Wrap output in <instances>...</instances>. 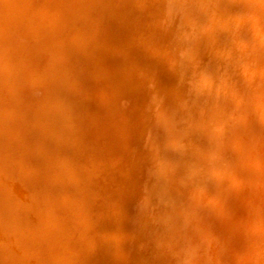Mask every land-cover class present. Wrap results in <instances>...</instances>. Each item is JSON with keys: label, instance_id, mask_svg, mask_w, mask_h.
Listing matches in <instances>:
<instances>
[{"label": "bare ground", "instance_id": "bare-ground-1", "mask_svg": "<svg viewBox=\"0 0 264 264\" xmlns=\"http://www.w3.org/2000/svg\"><path fill=\"white\" fill-rule=\"evenodd\" d=\"M152 1L154 2V0H0V264L10 259L13 261L16 259L15 264H135L132 257L141 244H150L149 249H154L155 253L158 241L153 238L148 240L147 232L150 226L153 227L156 219L153 223L150 222V217L146 219L147 214L156 210L157 214L161 215H156L155 218L157 216L161 218L164 204L173 202L174 197L177 199L181 196L182 199L184 190L179 187L176 179H172L173 174L168 167L159 166L157 173L155 172L157 179H154V182L161 184V190L155 192L156 200L152 202V208L149 207L143 217V213L140 212L141 217L137 225L139 227L133 232L132 248H128L127 253L120 255L117 250L124 248L122 246L124 237L109 243V247L104 240L105 235L110 233L121 235L124 231L112 226L109 217L96 210L93 199L95 193L101 197L102 194L113 193L121 187L129 190L132 195L136 191L132 182L117 186L118 182L114 186L113 182L116 181L114 178V181L110 180V184H107L106 176L112 173L114 176L116 173L112 170L108 174L110 168L120 164L122 169H118L121 170L119 173L117 171L118 176L122 178L138 176L142 170L139 161L141 156L146 155L159 161L161 149L157 150L156 145H160L162 141L179 144L180 136L184 133V125L194 116L193 107L196 106L192 107L191 103L195 98L192 95L195 86H203L207 91L218 89L224 95L233 96L237 93L234 86H230L229 83L243 78L248 80L249 88L245 84L250 98H246L245 95L242 98L250 99L251 103L249 100L244 103L246 110L240 108L237 114L245 115L247 123L252 126L251 120L254 117L250 118V116L254 108L257 110L263 108L264 75H261L263 78L260 80L257 78L260 75L255 77L253 70L254 67H264V0H252L251 4L245 1L242 2V6L229 3V0H199L206 5L205 17L197 16L201 18L199 20H193L184 14V11L191 7L188 4L190 0H161L162 2L158 3ZM231 11L241 12L243 17L233 20L229 17ZM210 13H215V16L211 17ZM183 21L189 22L190 25L192 23V26L194 24L197 25L196 27H206L207 32L200 35L198 29L183 26ZM220 25L229 26L226 35L216 30ZM222 36L226 37L225 41H217L218 44L210 42ZM236 38L245 39V43L237 45ZM176 49L188 51L179 56L180 54L175 53ZM223 53L228 57L222 58ZM206 55L211 57L208 63L204 60ZM160 63L165 64L164 68L168 70L159 68ZM239 65L245 66L234 71ZM239 91L241 94V89ZM246 92L244 90V93ZM253 98L254 101L251 100ZM205 99L206 104H209L207 102L210 100L209 97ZM239 106L243 107L241 103ZM151 115L157 118L158 122L155 125L148 124ZM231 119L226 123L230 124ZM240 119H244L243 116L238 120ZM201 121L199 125L193 120L191 122L203 130V137L211 142L209 143L212 151H215L216 155L219 153L217 161L213 157L215 161L204 160V163H201L204 166L214 164L213 166L216 167L215 163L219 164V160L225 156L223 153H227L229 149L225 148L226 151L223 149L227 145L221 144L223 136L222 138L217 136L212 129L205 127L204 121L202 123ZM240 121L239 124H243L244 120ZM219 124L221 123L214 125L216 127ZM228 124L225 126L232 128L231 125L235 123L232 121L231 125ZM246 127L245 124L242 126L247 129ZM250 128L252 130V127ZM199 129L197 131H200ZM231 132L233 135L236 133L233 130ZM255 135L252 138L257 139L249 137L253 142L256 140L252 145L257 148L260 138L263 139L264 135H260L261 137ZM226 136L224 138H231V135ZM240 139L243 140L242 137ZM246 141L248 140H245V143ZM237 142L234 144L236 145ZM249 142L250 148L252 141L250 144ZM249 148L245 149V155L252 156L246 153ZM234 150L232 145L231 151ZM240 151H238L239 155H242ZM175 154L181 155L183 150L176 151ZM210 154L214 155V153ZM259 154L260 152L256 156ZM211 155L208 153L207 157ZM243 157L245 156H241L240 159ZM231 158L234 160L236 157ZM262 160L259 159V163H262ZM193 161L195 164L196 160ZM236 161H232V164H237ZM241 161L239 160L240 163ZM249 164L247 163L248 166ZM192 170L196 174L191 177H196L199 172L197 173L194 167ZM217 171L220 172L219 168ZM260 172L258 175L262 176ZM245 174L249 175L246 170ZM179 177L181 178L180 175ZM219 177L217 176L218 180ZM214 178L212 180L210 177V181L217 184ZM254 178L251 180H256V177ZM201 179L204 187L202 184L200 187L210 190L204 185L202 177ZM132 180L135 179L132 177ZM198 182L200 183V180ZM244 182L250 184L249 179ZM208 183L213 186L209 181ZM224 185L226 184L223 182L222 186ZM154 186L147 188L148 191L150 189L153 192ZM192 186L189 184L185 188L188 192L185 193L189 194L186 197L189 209L195 211L200 206L199 200L203 197L202 192L205 189L201 187L203 191L199 192V186H196V192L202 195V197L200 194L197 195L196 200L192 192L195 187L193 190L190 189L193 188ZM261 188L263 183L259 188L260 192L258 188L253 190L261 196V192L264 194ZM236 190L238 194V189ZM245 190L246 187L243 191ZM227 192L229 193V191L224 193L226 196ZM247 194L250 193L247 191L244 195ZM222 195H219V198ZM208 196H211V193ZM231 196L229 195L230 200ZM227 201L223 202L227 203ZM243 201L246 202L247 199ZM244 202H240L241 205ZM247 203L244 206L248 207L249 203ZM230 204L232 203L228 204L229 207L226 206L227 210ZM255 204L259 206L257 202ZM232 207L233 204L231 209ZM259 207L262 208V205ZM259 207L258 209H261ZM226 209L223 211L227 212ZM255 209L253 211L257 212L258 209ZM175 218L181 226L190 224V221H187L189 217L175 216ZM130 219L132 223L133 217L129 218V221ZM99 220H106L102 228H98ZM159 220L156 222L159 223ZM156 222L154 224H157ZM194 224L189 225L191 229ZM262 224L261 229L264 228ZM91 229L95 232L92 233ZM184 229L181 231H187L189 227ZM89 232L92 234L88 235ZM128 232L129 230L125 231L126 234ZM170 235L172 237L171 233ZM178 237L180 238L181 235H177ZM239 237L242 238V235ZM249 240L252 241L250 238ZM250 259L251 264L256 262L252 260L253 257Z\"/></svg>", "mask_w": 264, "mask_h": 264}, {"label": "rangeland", "instance_id": "rangeland-1", "mask_svg": "<svg viewBox=\"0 0 264 264\" xmlns=\"http://www.w3.org/2000/svg\"><path fill=\"white\" fill-rule=\"evenodd\" d=\"M190 1L188 2V4L191 7L187 11H184L185 12L184 14H186L187 16H190L193 20H199L201 18H204L205 17V14L204 13L206 11V8H205L206 5H204L199 0H190ZM245 1L247 3H250V4L252 3L251 2L252 0H248V1L247 0H238V1L237 0H232V1L229 0V3L233 2L236 6H242ZM158 2H162V1L161 0L160 1L154 0L153 3H158ZM198 11H201V12H198ZM210 15H211V17H213V16H215V13H210ZM236 15H238L239 17L236 16ZM197 16H200L201 18H197ZM229 17L232 18L233 20H236V19H238L240 17H243V16H242L241 12L231 11L229 13ZM183 22H184V24H183ZM183 22H182V24L186 28L194 29V30L195 29H198V32L200 31L199 32L200 35H204L207 32V28L206 27H199V26L196 27L197 25H194L193 24V26H192V23L191 22H190L191 25L189 24V22H185V21H183ZM224 27H226V28L223 29ZM228 29H230L229 26H225V25H220V26H218V29L216 28V30L218 32L220 31L219 33L222 34V35H226L227 32L229 31ZM225 39H226V37L225 36H222V37H219V38H217V39H215L213 41H210V42L211 43H214V44H218L219 42H222L223 40L225 41ZM217 41H219V42H217ZM235 43L237 45L244 44L245 43V39H243V38H239V39L236 38L235 39ZM186 51H188V50L176 49L175 50V53L177 55L180 54L179 56H182L183 54L186 53ZM224 54L225 53H223V55L220 54L222 58H225V56L228 57L227 54L226 55H224ZM215 55H216V53H215ZM206 56H204L205 57L204 60H205V63H208V62L211 61L210 60L211 57H209V55L207 57ZM159 65H160L159 68H161L162 70H164V71L168 70L167 68H164V67H166L165 64L160 63ZM243 66H245V65H239V67H236L234 69V71H236V69L238 70L240 68L243 69L244 68ZM263 66H264V63H263ZM248 67H250V66H248ZM252 67H253V65H251V68ZM254 69H255V70H253L254 76L256 75L255 77H257V75L258 76L260 75V77H257V78L260 79V80H262V78L264 76L262 77L261 75L262 74L264 75V67L263 68L254 67ZM204 71L207 72V70H203V72ZM236 80L234 82L231 80L232 82L231 81L230 82L232 84L229 83L230 86H234V89H235V91L237 93L236 95H233V96H231V95H228V96L227 95H224V93L221 92L218 89H214L212 91H207L203 86H195L193 88V91H192V95L195 98L193 100V103H191V106L192 107L193 106H196V107H193V109L195 110V112L193 114L194 116L191 118V120H188V122H189V123L187 122L188 124L186 123L184 125V128H183L184 133L180 136L179 144H176L175 145L172 142H168L167 143L165 141H162L160 143V145H156L155 147H156L157 150H158V148L161 149V150H159L160 151V156H161V157H159V159H160L159 161H155L152 157H147L146 155L145 156H141L139 158V161H140V164L142 166V170L140 171V174L138 176L137 175L136 176H129V177H125V178H122V177L118 176V173L121 171V170H118V169L119 168L122 169L120 164L119 165H116V166H114L112 168H110V170L108 171V174H110L109 172H111L112 170H113L112 172H115L116 171V173H114V176L115 177L113 176V173H112V175L110 174V175L106 176V178L108 177L107 178V180H108L107 181V184H110V182H109L110 180H112V181L116 180V181L113 182L114 183L113 184L114 186H116V184L118 182L119 183L117 184V186H121V185L124 186V185L132 182L134 184L133 186L135 187V191L136 192L134 193L135 195L134 194L132 195L129 190H126L124 187H121V189H118L117 191H114L113 193L112 192L111 193L109 192V194H108L106 192V193L102 194L103 197L102 196L100 197L98 193H95V197L93 199V203H94V205L96 207V210L98 209V210L101 211V213L102 212L105 213V215L109 217L108 220L110 221V223L112 224V226H114L115 228H117L119 230L124 231V233L121 234L122 236L119 233H110L108 235H105L106 237H105V240H104L105 242L104 243L106 244L107 247H109L110 244L113 243V242H115L116 240H120V238L123 239V237H124V239L122 240V244H123L122 246L124 248L117 250L118 253L120 255L123 254L124 252L127 253L128 248H132V244H133V241H134L133 240V232L135 230H137V228L139 227V226H137L139 224V219L141 217V215H139V214H140V212L143 213V215H142V217H143L144 216V212L147 209H149V207L152 208V206H153L152 205V202H154V199H155L154 194H155V192L159 191V189L161 190V184L159 185V184H157V183L154 182L157 179V177L155 175V172L157 173V169H159V166H161V167H164V168L165 167H168L171 170V172L173 174L172 179H176L179 187L182 190H184V193L182 194L183 195L182 196L183 198L181 199L180 198L181 196H178L177 199L174 197L172 199L173 202L170 201V202L164 204L163 209H162V216H161V218H159L158 216H157V218H155L156 215H161L160 213L157 214L158 212L156 210H153L152 212H150L149 214H147L146 219H148L150 217V220L149 221L152 222V223L154 222L155 219H156V221H158L159 219H161V220H159V223L155 221L157 224H154L155 223L154 222L153 223V227L150 226L149 232H147L148 240H150L151 238H153L154 240H157L158 241L157 242V245H156V248H155V251L156 252L155 253L153 252L154 249H152V250L149 249L150 244H146V245L141 244V245H139L138 251L133 254V257L131 256L132 259L135 260L134 261L135 264H154V263L155 264H202V262L203 263L205 262V264H207V263L208 264H236V263L238 264L239 262H241L240 264H251L252 261H251L250 258H252V257H253V259H252L253 261L256 260V262H254L252 264H264V235H263L264 232L262 233V231H264V228L261 229L262 228L261 224L264 223V216H263L264 215L263 214L264 213V209H263L264 208V196H263L264 194L261 192V196H260V195H258L257 192H255L256 190H253V188L254 189L255 188H258V190H259V188L262 187V183H263V188H264V182H263L264 181V178H263L264 177V170L262 169V168H264V161L262 160V158L264 157V153H263L264 152V148H263L264 146H262V144H264V136H263V139L260 138V141L257 140V141H259V144L256 143V144H258V146L256 145L257 148L255 146H253L255 144V141L256 140L253 142V140H251L250 137H249V136H251V138H252V136H254L255 134H256L255 136H257V135L258 136L264 135V101L262 103V107L263 108H261L260 110H257L256 108H254L255 109V110H253L254 112L251 113L250 118L251 117H254L255 118V119L252 118L253 120H251V121L254 122V123L252 122V126L249 123H247V119H245L246 117H244L245 115H242L244 119H240L241 121L238 120L242 116H240V114H237V111L240 108L242 110H246V109H244L245 106L243 104L250 101V99L244 100V98H242V96L245 95L246 98H250V96H249V94L247 95V92H246V91H248V89L246 87V84L248 83L247 82L248 80L243 79V78H241V80L240 79L239 80L236 79ZM243 84H245V85H243ZM251 85H253V84H251ZM255 87H258V86H255ZM196 88L198 89V91H196L197 90ZM202 88H203V90H202ZM248 88H249V85H248ZM200 89H201V91H200ZM239 89H241V91L244 89L246 93H244V90H243L241 92V94H240ZM149 94L151 95V93H149ZM205 97H209L210 100L207 101L209 104H206ZM240 98H242V99H240ZM236 99H240V100H236ZM251 100L254 101V98L251 99ZM221 101H222V103H221ZM228 102H229V104H228ZM238 102H240L243 107H240L239 106L240 103H238ZM250 103H251V101H250ZM205 104H206V106H203ZM233 104H235L238 107H235V105H233ZM252 104H253V102H252ZM230 107H232V108L234 107V108L232 109ZM224 108H226V109H224ZM223 111H225V112H223ZM205 112H206L207 115L205 114ZM234 114H236V116L239 117V118H237ZM215 117H216V119H215ZM195 118H197V119H195ZM227 118H229V119H227ZM231 118L234 119L235 121L232 120ZM230 119H231L230 124H228L229 123L228 121ZM192 120H193V122H197V125L200 124V121H201V123L204 121L203 123L205 124V127L207 126V129H212V131L215 134H217V136H219L221 138H222V136L224 138L226 136L225 134L226 133L229 134L230 131H232V130L234 132H236L234 135L231 132L228 136H226V137H229L231 135V138L230 137L229 138H224V139L222 138V141H221L222 143L220 142L223 146H224V144L225 145L227 144L226 147L224 146V148H223V146L222 147L220 146L225 151H226V149L227 150L228 149L229 150L230 149L232 150V145H233V150L235 149L234 151H231L230 150L234 156L228 150L227 153L226 152L223 153V155H225V156H223L224 158L222 160H219V164L215 163L216 167L218 166L220 172L217 171L218 168H216L215 166H213L214 164H210L208 166H204V164L201 163V162L204 163V160H206L205 162H208V161H210V162L212 161L213 162L215 160L217 161L216 158L219 156V153H218V155H216L217 153L215 151L214 152L212 151L213 149L210 148V146H211L210 143L211 142L207 138L203 137V135H204L203 130L202 129H199V126L196 127V124L195 123L193 124L191 122ZM197 120H200V121L198 122ZM243 120L246 123L243 122V124L240 125L238 121L242 122ZM232 121L235 124H232L231 125V122ZM248 121H249V119H248ZM251 121H249V122L251 123ZM157 122H158L157 121V118L154 115L153 116L151 115L150 118H149V123L148 124L149 125H155ZM226 122H228V123H226ZM212 123H213V126H212ZM216 123H221V124H219L218 126L215 127L214 124H216ZM226 124L231 125L232 128L231 127H228V126L226 127L225 126ZM237 124H238V126H237ZM244 124L247 125L246 128L249 131H246L247 129L242 128V126H244ZM253 124H256V125H253ZM220 125H222V126H220ZM191 126H193L194 128L191 127ZM250 127H252V130L254 131V133H255L254 135H253V131L250 130L251 129ZM260 127H261V129H259ZM227 128H229V129H227ZM237 128L239 129V131H238ZM192 129H194L193 130L194 131L193 134H192V132H193ZM198 129L200 131H197ZM221 133H224L225 136L222 135ZM251 133H252V135H251ZM186 134H188V135H186ZM241 134H243V135H241ZM194 135L195 136L197 135V136L195 137ZM245 135H248V136H245ZM233 137H236L237 140H236V138L233 139ZM241 137L243 138L244 141L242 139H240ZM225 139H226V141H225ZM228 139L231 140V141H229ZM252 139H257V138L256 137H253ZM240 140H242V141H240ZM245 140L250 141L249 144L252 141V143L250 144V148L248 147L249 146L248 145V141H246V143H245ZM185 141L188 142V143H186ZM182 142H183V145H181ZM235 142H237L236 145L234 144ZM261 142H263V143H261ZM195 143H196V145H195ZM241 143L243 145H239ZM244 144H246V145H244ZM260 145H261V148H260ZM157 146H159V147H157ZM188 146L190 147L189 149H188ZM193 146H194V149H193ZM227 146H228V148H227ZM229 146H231V147L229 148ZM236 146H238V148ZM245 146H246L245 149H248L249 148V150H246V153L248 152V154L250 153V155H252L254 157L249 156L247 154L245 155V152H244L245 151V149H244ZM235 147L237 148L238 151L241 150L240 151V154L242 153V149H244L242 155H239V152L236 151V148ZM254 147L256 148L255 151H254ZM173 149H175V150H173ZM181 149L183 150V154H181L182 156L181 155H176L175 152L176 151H181ZM256 151H258V153L260 152V154H263V155H260L259 154V156H256V155H258V153L256 154ZM189 152L190 153H193V154H190ZM233 152H235V154ZM251 152L253 154L255 152L256 155L255 154L253 155ZM195 153H196V155H195ZM208 153H209V155H211L210 153H212V154L214 153V155L213 156L211 155V156H208L207 157V154ZM189 154H190V156H188ZM197 154L200 155V156H198ZM236 155H238V157ZM243 155L245 156V157L242 158L244 160L240 159V157L243 156ZM167 156H170V157L168 158ZM230 156L233 157V158L236 157L235 159L238 161V163L237 164L235 163V165L232 164V161L235 162L236 160L235 159L234 160H231L232 158ZM213 157H214L215 160L213 159ZM247 157H248V159H247ZM258 157H259L260 161L262 160V163L261 162L259 163ZM193 159L196 160L195 161V164H194ZM201 159H203V160H201ZM208 159H210V160H208ZM182 160H183V162H182ZM239 160L240 161L242 160L241 163L239 162ZM250 160H252V161H250ZM256 160H257V162H256ZM186 162H187L188 165L186 164ZM255 162H256V164H255ZM247 163L248 164L250 163L249 164L250 166H248ZM184 164L186 166H183ZM191 164H192V166H191ZM199 165L202 166V167H200ZM228 165L230 167H228ZM257 165L259 166L258 168H257ZM260 165H262V167ZM187 167H189V168H187ZM193 167H194V170L196 172H197V169L198 168L201 169V170L198 169L199 170L198 171L199 174H197L196 177H191V175L194 174V176H195V174H196V173H193L194 172L192 170ZM195 167H198V168L195 169ZM203 167H205L204 169L207 170L208 172L205 171L203 169ZM181 168H183V169H181ZM154 169H156V170H154ZM183 170H186V171H183ZM202 170H204V171H202ZM245 170H246V173H249V175L247 174L248 176L245 174ZM251 170H252V172H251ZM260 170H263V171L260 172ZM117 171H118V173H117ZM189 171H191V172H189ZM239 171H241L242 173L239 172ZM221 172H223V173H221ZM259 172H260V174H262V176L258 175ZM213 173H215V174H213ZM239 173H241L242 175L239 174ZM250 174H251L252 177L250 176ZM179 175L181 176V178L179 177ZM216 175L218 177L220 176L219 178L222 180V183L221 184H220V181L221 180L220 179L218 180V178H217ZM110 176H111V178L109 179ZM197 176H200V178L199 177L197 178ZM213 176H215L216 178H214ZM130 177H131V179H129ZM132 177L135 180H132ZM143 177H144V179H143ZM185 177H186V179H185ZM201 177L203 178L204 185L207 186L210 190H206V187L203 188L204 186L202 184ZM207 177H209V178H207ZM210 177H211L212 180L214 178V181L217 180L216 181L217 184L215 182H211L210 181ZM254 177H256V180H251V178L255 179ZM193 178H195V180ZM245 178L247 180L248 179L250 180V184L248 183L249 181L243 183V181H247ZM198 179L200 180V183L198 182L199 181ZM137 180L138 181L140 180V181L138 182ZM188 180L189 181H192V182H189ZM193 180H194V182H193ZM120 181H122V182H120ZM178 181H180V182H178ZM208 181L210 182V184H213V186H210L209 183H208ZM225 181H227V182H225ZM233 181H235L237 183H235ZM251 181H252V183H251ZM254 181H256V182H254ZM148 182L150 184H148ZM223 182H224V184H226V185H224V187L222 186L223 185ZM238 182H239V184H238ZM240 182H242L243 185ZM184 183L187 186H189V184H190V186H192V185H194V184L196 185L198 183L199 185L198 184L197 185L199 187L197 185L196 186L199 188V192L203 191L204 189L206 191V194H204L205 191L202 192V195H203V197H202V195L200 193L196 192L197 191L196 186H194L195 187V190H193L194 189L193 186H192L193 188L190 187V189L193 190L192 192L195 195L196 200H197V197H196L197 195L199 196V194H200V196L202 197L199 200V205L200 206H198L196 208L197 211L195 209L196 212L194 211V209L193 210L189 209V207L187 205L188 204L187 203L188 202V198H186V197H188L189 194L187 195L185 193V192H188V190L185 189V188H187V186H185ZM153 184L156 185V186H154ZM201 184L203 186V187L201 186L203 188V190L200 187ZM244 184L247 185V186H245ZM255 184H256V186H255ZM157 185H159V186H157ZM227 185H228V187H227ZM112 186H110V187H112ZM151 186H154L155 187L153 192L150 189H149V191H150L149 192L148 189H147V188H149ZM244 187H246V190L245 191H243ZM248 188H251V190H249ZM263 188H261L262 191H264ZM236 189H238V194H236V192H237ZM239 189H242V190H239ZM208 191L211 193V196H208V195H210V193ZM226 191H229V193H231V194H229L227 192V196H226V194H224V193H226ZM247 191L250 194L244 195V194L247 193ZM126 192H128V194H126ZM258 192H260V190ZM233 193H235V195ZM146 195H147V197H146ZM219 195L220 196L222 195L221 198H223L225 200H222L221 198H219L220 197ZM229 195L230 196L233 195V196H231V198H232L231 200H230ZM249 195H252V196H249ZM242 196H244V197H242ZM246 196L248 198L250 197L249 198L250 200H248V198ZM180 199H181V201H180ZM243 199H247V201L244 202ZM127 200H130L129 201L130 203ZM185 201H186V203H185ZM223 201H225V202L227 201V203H225ZM248 201L249 202L251 201V202L249 203ZM253 201H254V203H253ZM240 202L241 203L244 202V204L248 202L249 205H247L248 207H246V206H244V204L241 205ZM256 202L259 204V206L262 205V208L258 206L261 209H258V207L255 206L256 205L255 204ZM229 203H232L233 204V207L231 209L232 204H230L231 206H230L229 210H227L226 208L229 207L228 206ZM179 204L181 206L183 205L184 207H181ZM235 204H236V206H235ZM250 204H252V205H250ZM221 206L224 209H226L227 212H224L223 211L224 209ZM226 206H228V207H226ZM243 206L245 207V209L243 208ZM249 206H251V207H249ZM221 208H222V210H220ZM235 208H237L236 210H239V212L238 211L236 212V210L234 211ZM241 208H243V210H241ZM255 208L258 209L257 212H254L253 211V210H256ZM179 209H181V210H179ZM215 209H216V211H215ZM259 211H261L262 213L259 212ZM222 212L225 213V214L224 215L221 214ZM229 212H230V214H228ZM165 213H167V214H165ZM194 213L196 214V216H195ZM187 214H189V216H186ZM183 215H184V217H183ZM190 215H194L195 217L194 216H190ZM175 216H181L182 218H186V217L188 218L189 217L187 221H190L189 222L190 224H185L184 226H181L179 224V221H178V220H180L179 219L180 217H178V220H177L175 218ZM261 216H263V217H261ZM131 217H133V220H134L132 223H130L131 222V219L129 221V218H131ZM163 219H164V221H163ZM105 221L99 220L98 221V224H97L98 225V228H102L104 226V222ZM193 221H194L195 224L193 223ZM176 222H178V223H176ZM193 224H194V226H191L192 227V229H191L189 225H193ZM163 225H165L167 227H165ZM262 225L264 227V224H262ZM162 226H163V228H162ZM187 226L189 227L190 230L189 229H186L187 231H181V230H183ZM229 226H230V228H229ZM260 226H261V228H260ZM255 228H257V229H255ZM172 229H174V230H172ZM258 229L260 231H258ZM126 230H129V232L127 234L125 233ZM168 230L169 231L172 230V232L170 231V233L172 234V237H171V235H170V233H169ZM91 232L94 233L95 231H93V229H91ZM91 232H89L88 235H90ZM174 233H175V235H174ZM237 233L239 234L238 236H237ZM257 233H258V235H257ZM245 234L247 236H245ZM248 234L250 236L251 235L252 236L250 237ZM177 235L178 236L181 235L180 238L178 237L179 240L177 238ZM241 235H242V238L239 237ZM234 236H237V237L234 238ZM249 238L252 241H250V240L248 241ZM176 239L179 242L176 241ZM159 243H161V244L159 245ZM162 245H164V246H162ZM230 248H231V250H230ZM95 250L97 251V248L96 247H95ZM231 252H234V253H231ZM254 253H255V255H254ZM215 255H217V256H215ZM219 255H221L223 257H221ZM254 256L256 257V259H255ZM234 257H235V259H234ZM206 259H208V260L206 261ZM237 259H239V260H237ZM153 260H155V261H153ZM161 260H164V261H161ZM12 261H13V259L5 260L6 263L5 262H3V263L4 264H15L16 259L13 262ZM144 261H147V262H144ZM150 261H151V263H150Z\"/></svg>", "mask_w": 264, "mask_h": 264}]
</instances>
